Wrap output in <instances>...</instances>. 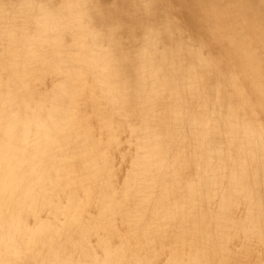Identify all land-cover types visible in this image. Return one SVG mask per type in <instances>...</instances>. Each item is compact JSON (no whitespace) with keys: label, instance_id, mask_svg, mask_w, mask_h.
Here are the masks:
<instances>
[{"label":"bare ground","instance_id":"1","mask_svg":"<svg viewBox=\"0 0 264 264\" xmlns=\"http://www.w3.org/2000/svg\"><path fill=\"white\" fill-rule=\"evenodd\" d=\"M21 2L19 7L14 0H0V135L9 131L8 142L0 136V156L9 147L30 151L31 138L47 141L54 118L66 116L62 107L70 105L67 84L73 82L71 127L84 131L79 136L86 148L76 159L94 160V168L105 160L111 163L107 173L93 185L85 182L73 198L60 181L69 172L63 168L66 158L54 162L50 155L31 153L13 166L4 162L0 243L13 236L26 216L24 198L7 204L13 191L7 189L9 175L15 181L28 178L34 158L47 171L30 194L39 208L29 231L33 238L38 232L47 237L31 239L22 262L6 259L1 245L0 264H105L108 255L115 264H264V163L258 145L264 137L238 121L210 58L174 17L173 5L166 0ZM214 2L206 0L205 8L210 6L214 20L225 18ZM194 3L197 11L203 10V0ZM27 23L36 44L32 50L25 46ZM110 63L118 89L107 102L102 70ZM120 104L123 116L114 114ZM134 119L142 129L129 125ZM108 128H125L127 135L112 147ZM211 135L225 145L224 151L213 149ZM142 137L150 140L140 141ZM150 166L157 171L153 176H148ZM161 185L167 186L165 198H145ZM8 186L20 189L23 184ZM135 207L142 210L135 214ZM53 211L56 216L42 222L41 216ZM252 214L260 221L250 226ZM78 215L93 220L94 239L81 232L71 238L63 234L76 229L66 218ZM161 215L168 220L157 224ZM130 220L136 223L127 229Z\"/></svg>","mask_w":264,"mask_h":264},{"label":"rangeland","instance_id":"2","mask_svg":"<svg viewBox=\"0 0 264 264\" xmlns=\"http://www.w3.org/2000/svg\"><path fill=\"white\" fill-rule=\"evenodd\" d=\"M166 2L173 5L175 12L177 11L174 14V17L179 19L181 21L182 27L186 29L187 33H189L195 41L197 40V42H194V44L199 46L201 51H203L201 52V54L206 55L210 58L211 64H209L211 67H213V73L222 81L223 88L230 96L229 100H231L230 103L233 106L234 111L238 115V121L243 122L245 126H251L248 127L250 131L260 133L258 135L259 138H261L262 136L264 137V0H215L216 5L220 7L219 10L221 11L218 13V15L225 16V18H218L216 20L213 19L212 12H208L207 8H209L210 10V6H207L205 8L206 0H203V10L198 11L196 7L197 5L194 3V0H166ZM14 3L19 7L23 6V2H21V0H14ZM216 7L213 6L214 10ZM251 19L255 22H253ZM26 27V29L29 30L30 35L25 33L27 36L26 40L28 41L25 43V46L28 50H32L35 48L36 44L32 43L33 37L32 32L29 29L30 25L28 23ZM224 29L227 34L223 32ZM101 32V39L106 40L105 31L101 30ZM101 39H99L98 42H102ZM7 53L12 54L10 51H7ZM111 65L112 64L110 63L102 70L104 76L107 75L105 79V81L107 82V84H105V88L108 92L103 93L107 102L113 101L112 96L115 87L118 89V86L115 85L114 81L112 80V76L114 74L112 73ZM130 71L135 72L136 66L130 68ZM70 85L72 86L73 82L67 84V92L69 93L68 101L70 102L71 106L66 105L62 107L63 112L64 114H66V116H58L54 118L55 121L52 122L51 126L52 131L49 129V133L51 134L47 139L48 142L37 141L34 138H31L32 149L30 151L23 148L9 147L8 149L10 150V152L7 150V152H3L5 156H0V169L3 170L4 162H6V164L10 166H13L17 162H20L25 154L30 155L31 153H35L38 156V153H43L47 158L49 155L53 157L54 162H58L60 158L64 157L66 158V162L63 165V168L68 170L70 174L69 172L68 174L65 173L60 181L66 183L67 190L69 191L71 197L76 198V194L84 189L83 185H85V182L93 185L95 182L94 179L98 175L108 172L107 167L111 162L110 160H105V163L102 164L101 167L94 168L93 164L92 166L90 164V162H94V160L84 162L76 159V156H78L81 151H86V148H83L82 144H84V142L81 141V138L79 136V134L84 131L78 130L75 127H71V123L74 120L72 119V117L75 114V106L72 104L73 100L70 101V95H72ZM230 103L225 104V106H223V111H219V114L222 113L221 115H224L226 109L231 106ZM121 107V104L115 106L116 109H114V114L123 116V110L119 109ZM125 109L126 108L124 107V113L127 112V110ZM13 113L14 111L11 114ZM112 116L114 117V115ZM82 117L84 118V115H81L80 119H82ZM220 119L221 122H224L222 116H220ZM36 121L37 123L39 122V120L37 119ZM107 121L110 122V118H108ZM37 125L38 124H36L35 128H37ZM129 125L139 129H142L143 127L141 122L135 119L129 121ZM8 134L9 131L2 130V134L0 136L4 142H8V140L5 139ZM124 135H127V130L125 128H119L116 130H114V128H108L107 137L110 146L114 147V140H120L119 138L125 137ZM149 140L150 139H145L143 137L140 139V141H146V143H148ZM258 141V145L261 149L260 158H263L262 160H260V163L263 164L264 142L261 141L264 140L258 139ZM210 145L215 151L219 153L225 150V145L217 137H214L212 135L210 139ZM153 151L154 146L151 144L147 149V153L150 154ZM140 155L141 161H146L145 158L147 157L145 156V153L141 152ZM58 157H60L59 160ZM29 162H31L29 168L32 172L31 175L28 176V178L21 177V180L15 181L13 179L14 174H8L10 182L6 183L7 189L13 190L8 197L9 199L7 200V204L10 205L12 199L22 197L25 199V201H22L21 203L23 209L25 205L27 206L25 210L26 216L22 217V220L19 224L20 226L23 225V231H21L20 226H17L15 228L16 231L13 233V236L11 238L6 237L0 243V246L4 245L1 247L3 250H6L5 257L9 261H25L29 255L27 253V245L29 244L31 239H38L37 236L42 238L47 237L46 233L43 234L41 232H38L35 238H33L29 231V228L33 226L31 216H33L39 208V206L36 207L37 203H32L35 202V200L32 196H30V194L32 193V191H34L36 186L40 185V182L42 180L41 178L47 171V168H43L41 170L40 166L37 167L38 164H35V158L34 161L30 160ZM76 165H79L80 167ZM59 166L61 167L60 162ZM148 172V176H153L157 171L154 167L150 166ZM41 175L43 176L40 178ZM16 182L23 184V186H20V189L10 188L8 186ZM139 182V185H143L141 179H139ZM166 190L167 186L161 185V187L157 189L150 190L147 195L145 194V198L147 196L150 197L151 200H154L159 198L160 196L164 197L163 192H167ZM21 194H23L24 196H22ZM260 199L264 200V195L260 197ZM194 201L195 204L199 203L196 200ZM166 205L172 207L170 202H167ZM141 210L142 207L134 208L135 214L139 213ZM53 214L55 215L54 211L53 213H50L49 216L42 215V222H47V220H49L48 217L52 216V218H54ZM161 216L162 217L160 218V220L159 218L156 220V222L158 221L157 224L166 222L168 220L167 216ZM250 221L251 222L249 225L252 226L253 223L260 220L258 219V216L252 214ZM65 222L71 227H76V229L70 228L63 232V234L68 238L76 236V233L78 232H81V235L84 237L88 236L90 239L95 238L93 235L95 225L92 219L84 218L78 215L76 217L73 216L70 219L66 218ZM87 222H89V224ZM135 223L136 222L130 220L125 225L126 227L128 226L127 229H131L129 228V226L134 227ZM35 228L38 227L35 226L34 229ZM83 229L85 230L83 231ZM133 231L136 230L134 229ZM104 263L115 264L113 256H106Z\"/></svg>","mask_w":264,"mask_h":264}]
</instances>
